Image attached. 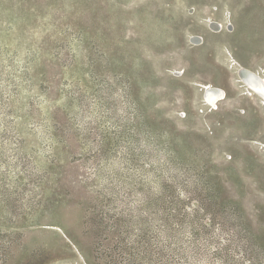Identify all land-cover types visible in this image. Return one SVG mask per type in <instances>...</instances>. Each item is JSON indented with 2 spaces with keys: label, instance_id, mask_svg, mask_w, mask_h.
<instances>
[{
  "label": "rangeland",
  "instance_id": "374dc122",
  "mask_svg": "<svg viewBox=\"0 0 264 264\" xmlns=\"http://www.w3.org/2000/svg\"><path fill=\"white\" fill-rule=\"evenodd\" d=\"M231 55L264 65V0H0V264H264Z\"/></svg>",
  "mask_w": 264,
  "mask_h": 264
},
{
  "label": "bare ground",
  "instance_id": "6f19581e",
  "mask_svg": "<svg viewBox=\"0 0 264 264\" xmlns=\"http://www.w3.org/2000/svg\"><path fill=\"white\" fill-rule=\"evenodd\" d=\"M221 8V7H220ZM192 10V12H194V8L191 7L190 11ZM223 19L220 21H214L213 26L215 28V31H221L223 28L225 30H234L233 26L230 25V23H228V29H226V24L227 22L224 21V17H222ZM220 24V25H219ZM233 24V23H232ZM190 38L193 42H195V44H201L204 42V39L202 36L199 35H190ZM201 39V40H200ZM234 62V60H233ZM240 82L244 83L245 86H247V89L249 90V94H253L257 97H259L264 104V75H260L256 72L253 71H249L247 69H243V71L240 72ZM206 87V86H205ZM207 99L211 102V105L214 106V108H218L217 107V99L218 100H222L223 98H225V94L222 95L221 97H217L216 99V95L217 92H219V87L217 88L216 86L213 85H207ZM225 91V90H224ZM264 146V145H263ZM59 264H79L77 262L74 261H65Z\"/></svg>",
  "mask_w": 264,
  "mask_h": 264
},
{
  "label": "crops",
  "instance_id": "0c3cea01",
  "mask_svg": "<svg viewBox=\"0 0 264 264\" xmlns=\"http://www.w3.org/2000/svg\"><path fill=\"white\" fill-rule=\"evenodd\" d=\"M223 17V16H222ZM234 27L236 28V24H235V22H234ZM234 28V29H235ZM222 30H225L224 28L222 29ZM221 30V31H222ZM220 32V31H219ZM204 33H206V34H208V35H211V34H213V33H211V32H209V31H207L206 29H205V31H203V33L201 32V34L202 35H204ZM205 36V35H204ZM205 38V37H204ZM203 45H205V39H204V42H203ZM216 47H220L219 45H217ZM228 52L226 51V54H227ZM228 55V54H227ZM232 57V59L234 60V62L232 61V59L230 60L229 58H226V59H223V62L221 63L222 65H227V69H231V68H233V69H235L236 68V77L239 79V81H240V72L241 71H243V69L245 68V69H247V70H249V71H253V72H256L255 70H254V68H258V66H264L262 63L261 64H255V63H249V62H246V63H239V61H237L234 57H233V55H231ZM242 64H244V65H247V66H250L251 67V69H249V68H247L246 66H244V65H242ZM237 66V67H236ZM257 73V72H256ZM249 91V90H248ZM259 98V97H258ZM260 99V98H259ZM261 104H262V106L264 105L263 104V102H261Z\"/></svg>",
  "mask_w": 264,
  "mask_h": 264
},
{
  "label": "built area",
  "instance_id": "2783aa9c",
  "mask_svg": "<svg viewBox=\"0 0 264 264\" xmlns=\"http://www.w3.org/2000/svg\"><path fill=\"white\" fill-rule=\"evenodd\" d=\"M193 8V7H192ZM214 8H215V6H214ZM191 9V8H190ZM223 17H224V21L225 22H227V24H226V29H228V23H230L229 22V20H227L226 19V17H228L229 16V12H224L223 13ZM223 19V18H222ZM209 21V25H210V28H212V30H214L215 31V28H214V26H213V23L212 22H214V21H217V20H208ZM218 21H220V22H222L221 20H218ZM220 25V24H219ZM230 25L232 26V24L230 23ZM228 31H230V30H228ZM201 40V39H200ZM195 43V42H194ZM201 43V42H200ZM220 90V89H219ZM220 93H221V90L219 91V92H217V95L216 96H222V94L220 95Z\"/></svg>",
  "mask_w": 264,
  "mask_h": 264
}]
</instances>
